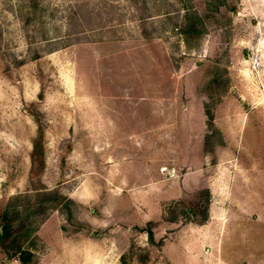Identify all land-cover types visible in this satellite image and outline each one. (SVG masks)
Listing matches in <instances>:
<instances>
[{"label":"rangeland","instance_id":"374dc122","mask_svg":"<svg viewBox=\"0 0 264 264\" xmlns=\"http://www.w3.org/2000/svg\"><path fill=\"white\" fill-rule=\"evenodd\" d=\"M207 1L0 0V210L41 186L74 203L37 216L28 264H264V0ZM201 188L197 224L173 202Z\"/></svg>","mask_w":264,"mask_h":264},{"label":"trees","instance_id":"16d2710c","mask_svg":"<svg viewBox=\"0 0 264 264\" xmlns=\"http://www.w3.org/2000/svg\"><path fill=\"white\" fill-rule=\"evenodd\" d=\"M217 9L218 6L224 5V0H209L207 1ZM202 23L199 15L195 10H186L182 14V24L178 27L180 34L184 38H192L202 33ZM215 82V79H213ZM40 96V95H39ZM206 125L209 132H215L212 124V116L208 111H205ZM32 118L36 124V134L31 143L30 172L35 174L41 170L43 166L42 153V136L43 128L41 126L40 113L36 110L32 114ZM208 133V132H207ZM207 137L205 138L206 141ZM31 186L33 182L29 181ZM33 194L18 193L11 197L0 210V250L5 256H15L21 264L34 262L35 253L32 248L35 240L37 225L35 219L41 214H45L51 210H59L65 214L67 222L71 221V206L73 201L61 194L57 190L46 189L44 187L34 188ZM210 194L207 188H201L194 191L188 199L176 200L173 205L176 209L192 223L201 224L207 220L208 205ZM174 209L170 211L172 214L166 220L173 222L175 216ZM153 222L147 221L140 230H143L146 239L149 243H153V235L151 226ZM61 230H66L64 225H61ZM78 230V229H76ZM161 239L158 241L160 244ZM125 254L119 256L121 264H126Z\"/></svg>","mask_w":264,"mask_h":264}]
</instances>
